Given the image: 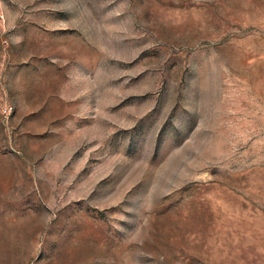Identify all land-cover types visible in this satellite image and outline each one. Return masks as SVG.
<instances>
[{
    "label": "rangeland",
    "instance_id": "1",
    "mask_svg": "<svg viewBox=\"0 0 264 264\" xmlns=\"http://www.w3.org/2000/svg\"><path fill=\"white\" fill-rule=\"evenodd\" d=\"M0 264H264V0H0Z\"/></svg>",
    "mask_w": 264,
    "mask_h": 264
}]
</instances>
